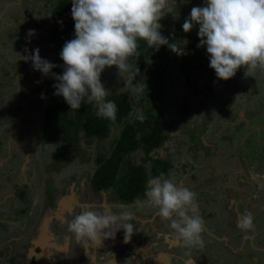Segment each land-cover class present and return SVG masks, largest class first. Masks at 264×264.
Segmentation results:
<instances>
[{
    "label": "rangeland",
    "instance_id": "374dc122",
    "mask_svg": "<svg viewBox=\"0 0 264 264\" xmlns=\"http://www.w3.org/2000/svg\"><path fill=\"white\" fill-rule=\"evenodd\" d=\"M0 2V186H8L7 179L18 184L24 181L32 194V211L28 217L18 218L10 213L12 207L19 208L17 203L0 212V264H31V254L38 256L39 252H45L43 244L39 252L35 249V245L40 247L37 242L45 241L40 235L44 227L57 245L55 251L49 250L46 254L51 264H264V198L257 194V203H248V198L256 191L252 190L253 186L243 188L242 185L249 184L245 175L238 178L242 188L218 182V189L215 185L212 189L213 198H202L197 207L205 221L204 247L189 249L174 237L169 222L162 220L156 209H137L135 204L123 206L113 201L109 192L98 196L91 191L89 177L101 165L106 150H110L114 134L109 139L110 144L105 146L82 137L79 152L69 148L66 153V164L53 162L52 153L61 146V139L43 145L40 120L45 108L55 99L46 96L45 85L53 80L52 73H57L58 59L52 63L56 67L45 76L34 70L31 59L19 60L16 55L31 56L38 48L41 58L47 60L50 49L49 45H43L45 38L36 40V45L33 35H28L29 30L35 33L37 29L38 32L49 29L50 22L43 7L45 0ZM169 6L176 7L173 13L161 19L162 25L167 26L161 33L163 36L172 35L176 20L186 14L189 17L192 7L205 6V0H169ZM198 29L199 25H194L188 33L197 34ZM73 32L75 35V29ZM178 57L171 51L170 80L163 88L166 98L172 95L171 108L165 114L174 125V132L159 153L174 164L170 179L192 191L203 189L207 195L209 178H217L218 171L236 173L238 163L241 167L244 163L251 169L257 167L258 174L260 169L264 176V73L257 70L255 77H246L245 68L241 67L233 78L222 81L213 95L204 90L202 81L198 84L200 92L194 94L185 85ZM16 70L19 74L14 76ZM128 76L127 72L120 75L116 66L106 67L101 82L109 92H122L131 100L133 117L142 112L150 100L147 88L135 93L131 84L126 86ZM138 83L141 82L134 78L132 84ZM224 95H230L234 103L232 110L221 109ZM84 100L87 101V97ZM90 104L96 115L94 102ZM221 113L236 114L237 118L229 121ZM201 125L205 126L201 137L191 140L190 132H197L195 129ZM225 133L228 139L223 138ZM215 163H218L217 172L212 168ZM183 164L190 165L187 174L183 173ZM241 171L239 169V173ZM228 181L227 178L225 182ZM74 187L79 195L73 198ZM261 189L264 196V187ZM86 204L98 210L110 208L116 213L127 207L134 214L130 221L134 233L128 242L125 243L121 229L114 239L104 240L102 246L78 243L68 231L67 222ZM243 204L247 207L243 208ZM240 212L252 214L254 231L245 232L236 227L235 214ZM51 217L54 223H47Z\"/></svg>",
    "mask_w": 264,
    "mask_h": 264
},
{
    "label": "clouds",
    "instance_id": "9594fccd",
    "mask_svg": "<svg viewBox=\"0 0 264 264\" xmlns=\"http://www.w3.org/2000/svg\"><path fill=\"white\" fill-rule=\"evenodd\" d=\"M71 16L74 20L75 38L65 42L60 59L64 62L61 75L52 73L57 81L54 95L63 96L72 110L79 109L87 97L96 107V115L116 119V104L106 101L110 95L101 82L106 67L116 66L119 74L129 73L126 81L135 93L145 91L143 83L132 84L139 69L131 72L128 60L138 56L139 41L147 42L149 48L167 45L177 55H184L181 44L169 43L161 32L159 21L175 7L169 0H71ZM178 17V13L175 14ZM62 23V22H61ZM199 25L200 42L209 56V67L216 77L227 81L237 71L245 68V76L255 77L257 70L264 73V0H205V6L192 7L190 16L182 25L185 33ZM29 36L34 30H29ZM19 60L31 59L34 70L43 75L51 73L56 65L42 59L39 49L31 56L16 53ZM41 98H45L42 94ZM136 118L143 122L146 117L138 112ZM144 199L137 197V209L154 208L162 220L169 222L174 237L182 246L203 248L205 221L198 212L197 194L189 187L177 184L163 173L148 180ZM134 214L125 207L120 212L110 208L98 210L86 204L67 222V228L78 243L85 246H102L104 240L114 239L124 230L125 243L134 233L130 222ZM236 227L241 231H254L250 212L237 214Z\"/></svg>",
    "mask_w": 264,
    "mask_h": 264
},
{
    "label": "trees",
    "instance_id": "16d2710c",
    "mask_svg": "<svg viewBox=\"0 0 264 264\" xmlns=\"http://www.w3.org/2000/svg\"><path fill=\"white\" fill-rule=\"evenodd\" d=\"M43 7L50 22L49 29L43 30V32H38L39 29H37L32 39L37 45L36 40L45 38L46 41L43 45H49L50 49V54H46L47 60L53 63L58 59V68L55 74L61 75L64 71V62L60 59V52L66 41L75 38L74 20L71 16L72 2L71 0H45ZM185 18L176 20L172 35L164 37L169 40L170 44L174 42L181 44L183 41H187L186 44H181L185 54L178 57L180 72L185 75V85L195 94L200 92L198 84L199 81H202L204 90L213 95L224 80L218 79L215 71L209 67L206 46L201 50L196 49L200 42L198 33L191 34L183 31L182 25ZM159 23L162 26L160 32L163 33L167 26L162 25L161 20ZM138 43L139 55L130 57L128 62L132 65L131 72H135V66L139 69L134 78L147 88L150 103L142 111L146 117L143 122L136 118L137 115L131 117L132 102L119 91L109 92L110 95L106 97V101L116 104L115 120L93 115L92 106L86 100L81 102L79 109L72 110L63 96L54 95L53 85L57 83L54 78L47 85L44 84L46 96H53L55 99L45 108L40 120L41 143L43 145H50L61 139V146L52 153V160L55 163L66 164L65 155L69 148H73L78 153L82 137L86 141H95L98 145L105 146L110 144L109 139L114 134L110 150H106L101 165L89 177V187L98 196L109 192L113 201L125 206L134 204L137 197L145 198L144 192L150 178L158 176L160 173H163L166 178H170L171 172L175 169L173 162L169 158L162 157L159 153L171 140L170 136L174 132V125L168 122V115L165 114L171 108L169 98L172 95L169 94L166 98V94L163 92V88L170 80L171 62L169 57L172 50L167 45H161L158 50L154 47L149 48L144 40H140ZM220 105L222 110L228 107L232 110L234 103L230 95H224ZM255 112V114L258 113L257 110ZM221 114L223 115V113ZM225 114L224 118L229 121L237 118L236 114L230 116ZM195 130L198 131L190 132L193 141L198 136L201 137L205 126L201 125ZM212 135H215V132ZM223 138L228 139L227 133ZM202 147L203 149L207 148ZM189 166L183 164L184 174L188 173ZM7 180L9 181L8 186H0V212L6 206L17 203L19 208L11 206L12 210L10 211L13 212L10 213L18 218L28 217L31 198L28 185L19 186L18 183H12L11 179ZM197 189L194 192L197 194V206H200L202 197H206L208 194L205 195L203 189L200 192ZM71 195L78 197L79 191L73 188ZM5 197L8 198L2 204Z\"/></svg>",
    "mask_w": 264,
    "mask_h": 264
},
{
    "label": "crops",
    "instance_id": "0c3cea01",
    "mask_svg": "<svg viewBox=\"0 0 264 264\" xmlns=\"http://www.w3.org/2000/svg\"><path fill=\"white\" fill-rule=\"evenodd\" d=\"M1 3V2H0ZM1 5V4H0ZM1 7V6H0ZM185 17L187 18V14L185 15ZM17 67V66H16ZM19 74V72H18V70H16V71H14L13 72V75L14 74ZM14 76H16V75H14ZM41 132V131H40ZM210 152H212V151H210ZM240 160V159H239ZM238 160V161H239ZM246 161V160H245ZM243 162V161H242ZM217 164L218 163H215L214 164V166H212V168H216V170H214V172H217ZM246 164L244 163V165H243V167H241L240 166V164L238 163V165H237V171H236V173L232 170H230L229 172H221L220 173V171H218V174H219V176L217 177V178H213V176L211 177V178H209V184H207V186H208V191H209V193H208V195L206 196V197H202V198H213L212 196H211V193H212V189L214 188V185H215V187L217 188V184H219V183H221V184H225V185H228V186H230V185H235V186H240L241 187V183L239 182V177H242L243 175H245L244 177L246 178V179H248V182H249V184H247V185H242L243 186V188H245V187H247V186H253L252 188V190H255L256 191V194H253L252 195V198H253V201H252V203L254 202V203H257V200H258V197L259 198H264V196H263V191H262V189L261 188H263L264 186V176H263V172H261L260 171V169H259V174H258V170H257V167L256 168H253V169H251V168H249L248 167V165H246ZM239 169H242V171L244 172V173H242V171L239 173ZM210 172H213V171H211L210 170ZM257 176H259V180H257ZM197 177H199V176H197ZM171 178V177H170ZM222 178V179H221ZM229 179V183H226L225 182V180L226 179ZM211 179H212V181H211ZM216 180H219V181H216ZM234 180H236V181H234ZM216 181V183L214 184V182ZM258 181H259V183H258ZM219 182V183H218ZM225 182V183H224ZM239 183V184H238ZM24 184H27L28 185V183H26V182H22V184L21 185H24ZM29 187V186H28ZM75 188V187H74ZM201 188V187H200ZM242 188V187H241ZM77 189V188H76ZM218 189V188H217ZM230 189H231V187L229 188V191H230ZM200 190L201 189H199V192H200ZM31 191V190H30ZM231 192V191H230ZM257 194H258V197H256L257 196ZM73 198H74V196H72ZM225 197V196H224ZM31 198H32V194H31ZM30 198V199H31ZM30 201V200H29ZM251 203V204H252ZM31 203H30V207H29V213H30V211H32V208H31ZM200 212V211H199ZM47 223H54V221H53V218L51 217L50 218V220L47 222ZM45 230V227L44 228H42L41 229V232H40V235L42 234L43 235V237H44V239L42 238V240L45 242H42V241H40V242H37V244L40 246V247H37L36 245H35V249H37V251L39 252L40 251V249L42 248L41 247V245L43 244V246L45 247L44 248V250H45V252H39L40 254L37 256L35 253H33V254H31L30 255V262H32L31 264H51L50 262H49V257L46 255L48 252H49V250L50 251H55V249H56V243H54V242H52L51 241V237H49V235H51L50 233H49V235L44 231ZM46 231H48V230H46ZM39 235V236H40ZM40 239H41V237H40ZM34 243H36V241L34 242ZM48 251V252H47ZM259 262H261V260L259 261ZM260 264V263H259Z\"/></svg>",
    "mask_w": 264,
    "mask_h": 264
},
{
    "label": "flooded vegetation",
    "instance_id": "af4514ba",
    "mask_svg": "<svg viewBox=\"0 0 264 264\" xmlns=\"http://www.w3.org/2000/svg\"><path fill=\"white\" fill-rule=\"evenodd\" d=\"M263 165H264V163H262V166H263ZM19 186H21V184H19ZM91 191H92V190H91ZM246 197H247V196H246ZM251 200H252V198H248V203H251V202H252ZM123 206H125V205H123ZM199 207H200V206H199ZM244 207H247V206L243 204V208H244ZM235 216H237V214H235Z\"/></svg>",
    "mask_w": 264,
    "mask_h": 264
},
{
    "label": "water",
    "instance_id": "95a60500",
    "mask_svg": "<svg viewBox=\"0 0 264 264\" xmlns=\"http://www.w3.org/2000/svg\"><path fill=\"white\" fill-rule=\"evenodd\" d=\"M244 122H246V120L244 119Z\"/></svg>",
    "mask_w": 264,
    "mask_h": 264
}]
</instances>
